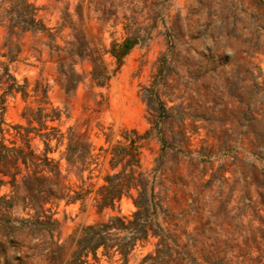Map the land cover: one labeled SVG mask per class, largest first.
I'll return each instance as SVG.
<instances>
[{
	"label": "rangeland",
	"instance_id": "374dc122",
	"mask_svg": "<svg viewBox=\"0 0 264 264\" xmlns=\"http://www.w3.org/2000/svg\"><path fill=\"white\" fill-rule=\"evenodd\" d=\"M29 1L55 38L31 31L12 35L20 51L15 59L0 60L20 83L27 79L28 95H7L0 113L9 124L28 127L21 113L41 107L31 146L43 154L48 145L47 156L66 185L89 190L83 199L51 205L65 257L73 248L69 236L79 227L115 214L129 217L137 209L135 190L113 208L93 206L102 177L121 170L132 150L149 176L148 194L162 205L150 215L176 236L177 245L155 256L157 238L149 236L126 264H176L177 258L178 264H264V141H250L246 127L253 123L259 133L261 123L252 118L264 107V95L252 87L253 80H264L259 1ZM76 34L98 52L108 78L98 82L92 62L77 61L82 79L67 93L57 54H66ZM5 37L1 23L0 51L6 50ZM52 43L63 50H52ZM247 45L256 47L250 56L242 53L252 64L236 67L233 57ZM246 67L254 68L253 76ZM70 141L82 157L73 165L66 160ZM8 192L7 186L0 189ZM186 252L195 262L180 261ZM147 253L155 259L142 261ZM118 258L99 255V263L123 264Z\"/></svg>",
	"mask_w": 264,
	"mask_h": 264
},
{
	"label": "trees",
	"instance_id": "16d2710c",
	"mask_svg": "<svg viewBox=\"0 0 264 264\" xmlns=\"http://www.w3.org/2000/svg\"><path fill=\"white\" fill-rule=\"evenodd\" d=\"M258 1L264 17V0ZM37 11L38 7L29 0H0V24L6 27V37L1 45L6 50L0 51V56L8 57L9 60L15 59L20 47L14 43L12 35L17 32H41L50 41L54 40L55 33L37 16ZM74 37L75 40L65 48L66 54H57L58 72L62 76L61 86L67 93L82 79L81 74L74 68L77 61H91V75L98 82L100 78H108L100 70L98 52L90 48L84 39L77 37V34ZM50 46L57 52L63 50L56 43ZM255 48V45H247L238 49L233 57L236 67L242 65V62L252 64L244 56H250ZM262 48L264 50V41ZM253 66L260 71L259 66ZM252 68H245L251 76L254 70ZM237 70L235 68L233 71ZM27 86V79L20 83L9 70L8 64L0 60L2 108L7 95L19 94L24 99L28 95ZM252 87L264 95V80H253ZM41 111V107H25L21 116L29 124L28 127L7 123L0 113V189L4 186L9 188L8 193L0 194V264H100L99 255L108 258L118 255V259L126 264L132 250L137 245H142L149 236L157 238L155 256L167 255L164 252L172 243L177 245V238L151 217V211L156 212L162 205L154 201L152 194H148L147 189L152 190L149 176L139 170L137 156L129 150L131 160L121 170L112 174L106 173L102 177L103 183L95 191L93 206L96 211L113 208L122 196H128L131 190H135L137 196L132 200L137 209L129 217L115 214L107 219L82 225L76 233L69 236L73 248L69 256L65 257L64 245L58 237L59 223L53 217L51 205L61 199L69 202L83 199L89 190H72L66 185L56 162L47 156L48 145L43 154L36 153L31 146L29 133L35 129L32 122H40ZM252 120L261 123V128L258 133L253 123L247 124L248 132L252 135L250 141L253 142L254 136H260L264 141V107L259 118L253 117ZM74 145L71 141L68 145L66 160L70 165L82 159L80 155L73 153L76 150ZM253 145L258 149L262 148L261 143ZM83 158L87 156L83 155ZM109 164L111 169L116 167L114 157H111ZM155 256L147 253L142 261L155 259ZM183 260L187 263L195 262L190 252H186L185 258L180 261ZM173 262L178 264L179 259Z\"/></svg>",
	"mask_w": 264,
	"mask_h": 264
},
{
	"label": "water",
	"instance_id": "95a60500",
	"mask_svg": "<svg viewBox=\"0 0 264 264\" xmlns=\"http://www.w3.org/2000/svg\"><path fill=\"white\" fill-rule=\"evenodd\" d=\"M138 41V39H135L132 43H134V42H137ZM131 43V44H132ZM125 49H127V48H125ZM125 49H122L120 52H119V55H121L124 51H125Z\"/></svg>",
	"mask_w": 264,
	"mask_h": 264
}]
</instances>
